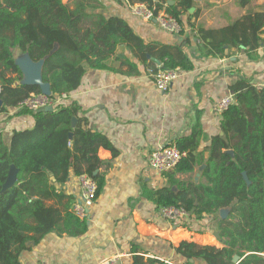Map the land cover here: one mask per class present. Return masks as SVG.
<instances>
[{"label": "trees", "instance_id": "1", "mask_svg": "<svg viewBox=\"0 0 264 264\" xmlns=\"http://www.w3.org/2000/svg\"><path fill=\"white\" fill-rule=\"evenodd\" d=\"M116 1H140L161 8L158 0ZM248 1L241 0V4ZM191 2L182 0L181 5L187 8ZM99 3L0 0V114L17 108L15 116L31 115L35 120L30 128L14 130L9 142L0 132V264H20L21 253L49 233L84 234L86 219L72 212L74 196L58 184H65L72 172L77 176L88 173L96 179L99 194L104 186L100 169L107 164L99 149L117 154L104 134L84 127L80 119L73 125L79 112L75 102L47 112L20 107L32 93L42 92L39 86L22 81L15 48L35 61L45 58L43 78L51 84L54 96L75 91L86 65L106 67L120 44L151 50L124 18L96 11ZM167 11L181 21L176 7L168 6ZM263 32L264 12H255L217 30L201 28L199 36L209 52L228 56L232 47L259 48L264 44ZM159 59L166 68L191 67L184 55L164 52ZM231 92L235 101L222 113L224 134L212 138L208 156L198 150L199 131L180 138L177 147L187 156L164 172L166 186L147 192L159 208H183L199 220L216 215L214 233L219 245L183 240L175 247L187 264L198 259L205 264H234V255L241 258L237 264H264V87L242 77ZM12 164L19 169L17 182L2 191ZM196 171L201 173L198 180ZM222 209L228 212L225 217L220 215ZM133 264L165 261L134 254Z\"/></svg>", "mask_w": 264, "mask_h": 264}, {"label": "crops", "instance_id": "2", "mask_svg": "<svg viewBox=\"0 0 264 264\" xmlns=\"http://www.w3.org/2000/svg\"><path fill=\"white\" fill-rule=\"evenodd\" d=\"M158 1L166 10L173 6L181 11L182 33H169L154 21L140 19L131 13L130 4L100 0L96 11L124 18L151 50L120 44L106 67L86 65L80 86L64 100V105L79 106L78 121L107 136L117 154L99 149V156L107 161L100 169L104 186L88 209L87 231L79 236L49 233L21 253L20 264H101L113 255L121 257V264H133L134 254L187 264L175 249L183 240L219 245L205 225L210 217L201 225L192 215L179 223L160 214L147 192L166 186L168 178L150 166L149 157L160 146H177L180 138L194 131L200 132L198 150L207 157L212 138L223 131L217 104L232 93L231 86L246 77L264 87V44L255 50L232 47L228 56H221L209 52L199 36L201 28L217 30L245 15L264 12V0H249L244 6L241 0H192L187 8L182 0ZM164 52L186 56L191 67L182 68L170 88L160 91L151 69ZM14 56L17 60L24 53L15 48ZM17 110L0 114V132L8 142L14 130L35 122L31 115L15 116ZM58 187L73 195V201L80 198L73 172ZM190 263L205 264L201 259Z\"/></svg>", "mask_w": 264, "mask_h": 264}, {"label": "built area", "instance_id": "3", "mask_svg": "<svg viewBox=\"0 0 264 264\" xmlns=\"http://www.w3.org/2000/svg\"><path fill=\"white\" fill-rule=\"evenodd\" d=\"M130 11L133 15L139 17L144 21H154L158 26L169 33H182L184 31V25L182 22L171 15L166 9L161 7L156 10V7L149 6L145 2L137 1L130 4ZM182 69L166 68L163 63H156L154 68L151 69V73L155 79L157 88L160 91H167L173 81L177 79L181 74ZM68 98V94L54 96L46 95L44 93L34 94L26 98L21 102L20 107H26L30 110H39L42 107L52 105L57 106L63 104L64 100ZM235 101L233 93L225 95L217 104V111L223 113L229 108ZM187 156L186 151L180 150L176 145L160 146L155 149L150 157V166L158 172H168L173 170L180 161ZM78 182L81 190L79 199H76L72 206V212L80 219H85L88 213V209L94 204L98 195V183L88 173H83L78 176ZM160 214L174 222L182 223L187 221L191 213L183 208H177L175 206H168L160 208ZM101 264H121V257L119 255H113L109 258L101 261ZM165 264H176L172 261H165Z\"/></svg>", "mask_w": 264, "mask_h": 264}, {"label": "water", "instance_id": "4", "mask_svg": "<svg viewBox=\"0 0 264 264\" xmlns=\"http://www.w3.org/2000/svg\"><path fill=\"white\" fill-rule=\"evenodd\" d=\"M155 60L158 63H160L159 60H157V59H155ZM16 62L19 65V67L21 68V71L23 73V80L22 81L24 83L39 86L41 89V92L46 94V95L52 94L51 84L49 82L44 81V78H43V67H44V63H45V58H41L40 60L35 61V60L31 59L27 53H24V57L17 59ZM2 104H3V101L0 98V106ZM54 108H55L54 106L48 105V106L40 108L39 110L47 112V111H53ZM77 121H78L77 117H74L73 118V125L74 126L77 124ZM221 134H224V132L222 131ZM205 166H206V164L202 165V167H205ZM18 172H19V169L14 164H12L10 171H9V175H8L4 185H3L2 191H5V190H7V189H9L15 185V183L17 182V178H18ZM200 175L201 174L198 172L195 179L198 180ZM243 176H244L246 182L250 183L249 177H248L246 172H243ZM225 211H226V209H222L220 211V214L222 217L226 216L224 214ZM240 259L241 258L239 255H234L233 263L237 264L240 261Z\"/></svg>", "mask_w": 264, "mask_h": 264}, {"label": "rangeland", "instance_id": "5", "mask_svg": "<svg viewBox=\"0 0 264 264\" xmlns=\"http://www.w3.org/2000/svg\"><path fill=\"white\" fill-rule=\"evenodd\" d=\"M224 214L227 215V210L224 212ZM192 217H194V216L192 215ZM213 217H215V218L213 219ZM209 219H210V221H208V222L205 223L206 228H207V230H210V232H214V229H216V221H215L216 220V215L210 217ZM217 221H218V217H217ZM198 222L202 225L201 220L198 221Z\"/></svg>", "mask_w": 264, "mask_h": 264}]
</instances>
